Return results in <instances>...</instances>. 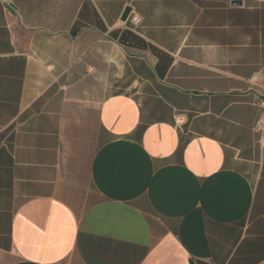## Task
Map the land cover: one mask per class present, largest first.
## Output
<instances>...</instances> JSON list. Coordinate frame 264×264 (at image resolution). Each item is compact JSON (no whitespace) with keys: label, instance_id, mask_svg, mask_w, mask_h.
I'll use <instances>...</instances> for the list:
<instances>
[{"label":"crops","instance_id":"0c3cea01","mask_svg":"<svg viewBox=\"0 0 264 264\" xmlns=\"http://www.w3.org/2000/svg\"><path fill=\"white\" fill-rule=\"evenodd\" d=\"M261 100L264 0H0V264H264Z\"/></svg>","mask_w":264,"mask_h":264},{"label":"built area","instance_id":"2783aa9c","mask_svg":"<svg viewBox=\"0 0 264 264\" xmlns=\"http://www.w3.org/2000/svg\"><path fill=\"white\" fill-rule=\"evenodd\" d=\"M129 18H130V21L134 27H138L142 22L140 15H138L135 12H131ZM258 106H260L264 110V100H261L258 103ZM263 120H264V116H263L262 120L260 121V124H262Z\"/></svg>","mask_w":264,"mask_h":264},{"label":"water","instance_id":"95a60500","mask_svg":"<svg viewBox=\"0 0 264 264\" xmlns=\"http://www.w3.org/2000/svg\"><path fill=\"white\" fill-rule=\"evenodd\" d=\"M128 14H129V9L126 10V12H125V14H124V19L127 18Z\"/></svg>","mask_w":264,"mask_h":264}]
</instances>
